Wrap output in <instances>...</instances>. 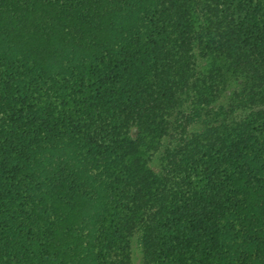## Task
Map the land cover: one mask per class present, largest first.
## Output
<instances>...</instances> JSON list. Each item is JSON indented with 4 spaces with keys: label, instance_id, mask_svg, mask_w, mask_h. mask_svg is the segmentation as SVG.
I'll return each instance as SVG.
<instances>
[{
    "label": "trees",
    "instance_id": "1",
    "mask_svg": "<svg viewBox=\"0 0 264 264\" xmlns=\"http://www.w3.org/2000/svg\"><path fill=\"white\" fill-rule=\"evenodd\" d=\"M0 264H264V0H0Z\"/></svg>",
    "mask_w": 264,
    "mask_h": 264
},
{
    "label": "rangeland",
    "instance_id": "2",
    "mask_svg": "<svg viewBox=\"0 0 264 264\" xmlns=\"http://www.w3.org/2000/svg\"><path fill=\"white\" fill-rule=\"evenodd\" d=\"M80 153V152H79ZM82 158V156H81ZM81 161L79 160V165ZM87 184L84 186V193L81 194L80 198L83 199V210L79 217H77V224L73 226V229L78 232L81 231L83 234L88 233L92 230L93 223H97L98 216L102 212L104 202L106 198L105 181L95 179L86 180ZM92 259V257L90 256Z\"/></svg>",
    "mask_w": 264,
    "mask_h": 264
}]
</instances>
